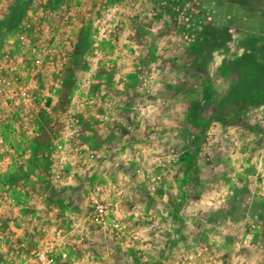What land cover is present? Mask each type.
<instances>
[{
    "label": "rangeland",
    "instance_id": "rangeland-1",
    "mask_svg": "<svg viewBox=\"0 0 264 264\" xmlns=\"http://www.w3.org/2000/svg\"><path fill=\"white\" fill-rule=\"evenodd\" d=\"M204 3L0 0V83L18 78L29 97L24 104L16 86H0V185H12L3 192L12 202L0 205V213H11L9 222L1 224L0 264H40L35 253L44 246L53 248V264H198L197 251L209 254L212 241L223 233L231 235L232 241L225 259L205 257L199 264H244L236 259L228 227L208 232L205 241L196 238V232H183L177 243L187 259L178 248H172V258H164L163 252L170 249L163 243H159L163 247L159 256L144 245H153L154 239L160 242L167 232L151 236L148 204L144 211L126 206L119 189L132 181V175L126 178L125 174L135 173L132 137L148 138L140 142L146 146L154 141L147 137L153 128L176 129L173 132L180 141L176 148L180 149L186 140L184 131L194 136L197 127L221 120L235 130L237 163L243 161L238 168L264 166V0H219L216 8ZM185 60L197 75L191 86L185 84L189 70L165 78L176 67L183 68ZM130 66L134 72L129 73ZM145 76L151 84L139 86V78ZM202 83L205 93L191 97L197 116L190 117L193 110L187 94L200 90ZM8 100L17 101L11 113L5 105ZM172 102L177 116L174 127L160 118ZM139 104L143 115L136 112ZM144 104L150 105L149 110ZM250 139L255 145L252 151L246 148ZM56 142L65 147L63 159L55 150ZM152 150L149 164L140 157L144 162L141 175L152 172L158 155ZM263 169H257L252 179L261 177ZM163 178L162 174L159 179ZM145 182L146 195L159 191L156 182L153 186ZM252 185L244 186L250 192L241 200V208L252 209L254 198H261L258 192L262 190ZM221 192L209 196L224 195L225 204L215 199L213 207L226 209L231 195ZM95 195L105 205L106 229L84 221ZM134 209L138 216L132 213ZM201 209L191 207L198 215L182 217L194 223ZM209 218L202 216L206 222ZM258 220L247 213L240 225L258 227ZM115 222L120 223V230L111 228ZM134 235L144 242L139 252L130 245ZM241 245L242 254L251 247L245 242ZM146 250L157 259H148ZM248 256L245 264H251Z\"/></svg>",
    "mask_w": 264,
    "mask_h": 264
},
{
    "label": "crops",
    "instance_id": "crops-1",
    "mask_svg": "<svg viewBox=\"0 0 264 264\" xmlns=\"http://www.w3.org/2000/svg\"><path fill=\"white\" fill-rule=\"evenodd\" d=\"M202 1L203 2L207 1V4H209L208 1L210 0H202ZM211 2L212 4L207 5L206 3H204V5L207 7L211 6V8H216L220 6L219 0H211ZM128 68H129L128 69L129 73L134 72L133 71L134 69L131 66ZM187 68H188L187 60H185L183 68H181V66L180 68L176 67L172 73L170 72L166 74L165 78L171 77L172 75H175V74L177 75L178 73L185 71V70H189L191 73L192 66H190L188 69ZM118 70L117 71L119 73L121 72L122 69L120 70L119 68ZM196 70H198V68H196ZM189 71H186V74H185L187 76L186 83H185L187 84V86H191V84L193 83L192 82L193 79L197 77V75L195 74H192V73L190 74ZM118 76L120 77L121 73H119ZM121 78L124 79V77H121ZM205 85L206 84L202 83L200 90L194 91L193 94H187L189 96V100H188V103H190L189 107L191 106L192 110L195 105L193 104L194 101L191 100V97L193 98L194 95H197L200 92L204 94L205 92L203 91L205 89ZM166 87L173 89L171 88L172 86H166ZM230 89L231 90L229 91L231 92L234 88L231 87ZM173 93H176V92L173 91ZM183 100L185 102V99ZM174 106H175L174 102H172L170 107L168 109H165L163 116L160 117L161 119L163 118L165 123L171 127H174L173 126V123L175 121L174 119L177 117L175 115V112L172 110ZM197 113H198L197 111L193 110L190 117L197 116ZM137 127L140 130V126L137 125ZM205 129H206L205 126L203 129H198L197 127V129H195L197 130V133L194 134V136H190L189 132L187 131L188 137H186V140L184 141V143L182 144L180 148L182 153H184L183 160H180V162L177 163L176 166H173L170 171H167L164 174L163 173L159 174L157 166H155L154 164L153 167H150V170L152 172L148 174L150 175L149 179L138 177L137 175H135V173L133 174L131 171L130 173L128 172L127 174H125L126 178H129L132 175V181L127 180V184H125V186L119 187V189H121L122 193L124 194L123 204H125L126 206L128 204L129 206L140 207V209L142 208L141 211L142 210L144 211V209L147 210L148 209L147 206H149V209H148L149 215L153 213L156 216L159 215L161 218H164V219H166V216L169 217L168 218L170 220L169 225L172 231L174 232V234H170L167 232L164 236V239H162L160 242L156 241L155 239L154 240L155 242L153 245H150V244L144 245V246H148L149 250L153 249L154 252H157L159 254V256L162 254L161 248H163L162 245L159 243H163L164 247L170 249L168 253L163 252L165 256L164 258H167L169 256L170 258H172L171 256L173 252L172 248H178V251L180 253H184L183 256L184 258H186L185 257V255H187V253H185L186 251L184 250V248L181 249L180 246H178L179 245L178 243L180 242L177 243L178 239H183V236H182L183 232H186V234L189 231L196 232V238L198 237L200 239L204 237V239L202 240L205 241L208 232H215L218 227L220 230L221 228L224 229V227H228L229 231L232 233L234 230H236V228H237V231L241 235L245 233L244 235L247 238V241L249 240L247 244L252 247V248L249 247L250 248L249 250L246 249L245 253L243 254L240 253L238 249H236V252L241 254L246 259L248 256L247 254H249L250 255V257L248 256L250 259L249 263L251 264H264V189H263V195L261 196V198L259 197L254 198L255 203L252 209H249V208L246 209V208L240 207L241 200H244L246 196L249 195V192H250L247 190V187H244V186L247 183L252 184V180H253L252 176L254 175L255 172L258 174L256 170L260 169V167L264 168V166L250 164L248 166L245 165V167L238 168L240 170L235 169L233 165V162L235 160H230L227 156H225L223 151H217L216 149L211 152V156H212L211 162L212 163L209 165L206 161H204L200 157H197V155L194 154V151H193L194 145L192 144V142H189V141H192L191 138H194V137L196 138L202 135ZM166 130H163V129L159 130V128L158 129L153 128V130L149 129L148 135L150 136H147V137H149L150 141L152 140L154 141L146 145L147 147L145 145H142L140 142L144 140H148V138H145V137L137 138L135 136L132 137L131 144H133L132 146V150L134 154L132 155L134 156L133 161L134 162L137 161L135 170L141 168V166H144L142 165L144 164V162H142L143 159H141L140 157L144 156V160L147 159L146 163L147 164L150 163L152 156L149 153L153 151L152 149H155L156 154L160 155V154H164L169 147H173V148L178 147V145L180 144V141L176 137L175 133L173 132L176 129H173V131L171 130L166 131ZM153 136H154V139H152ZM250 140H251V143H247L246 148L249 151H252V148L255 147V145L254 143H252L253 140L252 139ZM221 141L222 140H219L218 144H221L220 143ZM125 168L126 167H124V170H126ZM192 170L195 172V176L191 174ZM162 174L164 178L162 180L160 179L157 180V177H159V175H162ZM261 178L264 180V169H263V174ZM144 179L147 182H145ZM152 181L156 182V184L159 185L160 187H159V191L156 194L149 196L143 193L142 184L143 182L152 184ZM11 187L12 185H9V184L7 185L5 184V186L0 185V191L2 193L5 190L11 189ZM20 187L22 188V186ZM127 187H129V189L131 190H127L126 189ZM15 188L16 189L18 188L17 185H15ZM221 190L231 195L232 200L230 199L231 201L230 203L226 205L227 206L226 209L225 208L220 209L217 207L215 208L213 207L214 206L213 201L215 199H219L217 197L218 196L220 197V195L218 194L213 195L214 199H212L213 196H209V195H212V193L214 192L216 193L219 192V194H221L222 193ZM179 195H182V197L179 198ZM189 197H191V199ZM188 199H190V202H191L189 204L186 203ZM150 205L152 207H150ZM195 205H197L198 207L200 206L204 209V210L201 209L203 212L199 213L198 219H196L194 223L189 221V219L184 220L185 218L182 216H189L191 214L192 215L197 214V212L191 211V207L195 208L196 207ZM1 212L2 213L0 214L2 215L0 218V229L3 227V225H1L3 221L9 222L10 220L9 214H11L8 211H4V210ZM247 213L248 214L250 213V215H253L254 217L259 219L258 220L259 222H257L258 227L253 226L254 227L253 231H251L248 228H245L243 225H240L242 215L245 216ZM136 216H138L137 213H136ZM202 216H205V217L208 216L212 218H209V220H207L206 222L204 219H202ZM225 218L231 220L232 221L231 224H229L228 223L229 220H225ZM225 230H227V228H225ZM232 239H233V236H232ZM231 242H232L231 235H228L227 233L226 234L223 233V235H218V237L216 236V240L212 241V244L210 246L211 252L209 254H206L202 251L199 252L198 250L197 253L199 254H198V259H196V261L198 262V264L199 262L204 263V260L206 259L205 257H208V258L212 257L213 259V256L218 257L220 261L224 260L225 256L227 255L226 249H228V246L230 247ZM176 243L177 245L175 246ZM87 245H89V242ZM256 246L257 248H255ZM149 250L148 251L146 250V252L149 253L150 252ZM191 250L193 249L191 248ZM153 256L155 258V255ZM153 256L149 253L150 258L148 257V259H151ZM251 258H254V260ZM151 263H155V262L152 261L149 264Z\"/></svg>",
    "mask_w": 264,
    "mask_h": 264
},
{
    "label": "built area",
    "instance_id": "built-area-1",
    "mask_svg": "<svg viewBox=\"0 0 264 264\" xmlns=\"http://www.w3.org/2000/svg\"><path fill=\"white\" fill-rule=\"evenodd\" d=\"M162 5L164 3H161ZM165 6V5H164ZM162 6V7H164ZM161 7V8H162ZM156 8V7H155ZM157 11V10H156ZM155 13V11H152ZM129 13H131V11H129ZM151 15V13H150ZM11 70H13V67L11 68ZM151 79H146L145 77H140L138 80V85L139 86H149L151 83H149ZM2 84L9 86H16L18 88L17 94L19 99L25 104V102L28 100V93L27 91H25V85L22 84L18 78L14 79L11 78L8 81H3L0 83V86H2ZM20 102V101H19ZM17 101L14 100H8V103L6 102L5 105L7 106L8 112L11 113L13 110V104H16ZM145 105V104H144ZM150 105H145V109L149 110ZM136 112L141 113V115L144 114V110L142 108V105L139 104L138 107L136 108ZM147 115L149 114L146 113ZM145 114V115H146ZM72 127V126H70ZM68 134L70 137L73 136L72 131H68ZM183 135H185L186 137H188L187 135V131H184ZM221 137V139H220ZM226 138V139H225ZM222 140L220 143L218 144V141ZM192 142V144L194 145L193 147V151L194 154L197 155V157H200L201 159H203L204 161H206L209 165L212 163V156H211V152L213 150H217V151H223L224 154L228 155V158L230 160H235L233 162L234 168L238 169V167L243 163L239 162L237 163V159H236V137H235V130L233 129V126L230 124H224L223 122H221V120H212V122H210L209 124L206 125V129L203 132L202 135L198 136L196 138V140H192L189 141ZM0 146H3V139L0 138ZM55 150L57 151V153L60 156V159L64 158L65 155V147L64 145H62L59 142L55 143ZM184 157V153H182V151L180 149H175L173 147H169L167 149V151L164 154H158L156 155V157L153 160V163L155 164V166H157V168L161 169V173H165L167 171H170L171 168L173 166H176L177 163L180 162V160H183ZM208 165V166H209ZM142 171L139 169L135 170V175H137L138 177H143L145 179H149L150 175H141ZM191 174L193 176H195V172L192 170ZM161 175H159L160 177ZM56 179L60 178V174L57 173L55 175ZM159 177H157V180L159 179ZM252 186H254L256 189H261L263 191L264 189V180L261 177H256L252 180ZM154 185V182L152 181L151 186ZM150 186V189H153ZM262 191H259L258 194L259 195H263ZM4 193L0 191V205L4 204L6 202L7 199V195H3ZM192 197V196H191ZM191 197H189L191 199ZM190 199H188V201L186 203H191ZM220 204H225V196L224 195H220ZM9 201V200H8ZM12 202V201H11ZM9 201V203H11ZM91 205H92V211L86 215L84 217V221L85 222H95L98 225H101L102 229H106L105 228V218L107 217L106 211H105V205L103 204V202L100 201L99 197L97 195L92 196L91 198ZM194 206V205H192ZM196 206V205H195ZM135 212L136 214V209H134L133 213ZM194 212V211H193ZM146 215V214H145ZM166 216V215H164ZM158 216H156L155 214H147V221L148 222H152L151 225H149V227L147 228V231L150 232V235L152 236L153 233H157L159 231H166L169 232L170 234H174V232L172 231L171 227H170V223H169V217L166 216L167 219L160 220L159 218H157ZM250 226V227H249ZM110 227V226H109ZM111 228H113L114 230H120V223L115 222L114 225H111ZM245 228L250 229L251 231L254 230L253 225H246ZM149 235V236H150ZM240 233L237 230L233 231V246L235 249H239L241 248V244L242 242L248 243L247 238L245 237V235L243 237H240ZM150 236V237H151ZM150 239V238H149ZM155 240V239H154ZM150 241V240H149ZM143 241L139 240L137 235H134L130 241V245L133 247V250L136 252H139L140 250H142V246H143ZM189 246H193L194 245V241H189ZM62 256H64L65 254H61ZM65 257V256H64ZM236 259L242 263H246L247 259L245 257H243L241 254L237 253L236 255ZM35 260L40 263V264H53L54 263V250L51 246H44L42 247L40 250H38L35 253Z\"/></svg>",
    "mask_w": 264,
    "mask_h": 264
}]
</instances>
